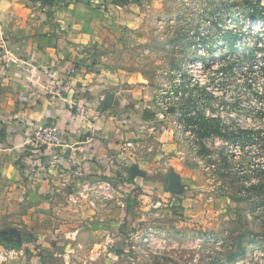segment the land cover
<instances>
[{
  "label": "rangeland",
  "instance_id": "374dc122",
  "mask_svg": "<svg viewBox=\"0 0 264 264\" xmlns=\"http://www.w3.org/2000/svg\"><path fill=\"white\" fill-rule=\"evenodd\" d=\"M134 2L132 23L110 28L94 52L102 54L97 73L124 88L144 87L137 110L153 113L154 131L173 137L187 187L167 191L168 180L161 186L152 180L159 172L141 177L136 166L116 170L124 182H80L76 204L88 205L92 218L98 208L117 207L121 224L109 229L107 259L86 264H264V21L248 16L245 0ZM202 118L221 134L206 136ZM135 121L137 131L143 122ZM238 128L256 139L236 143ZM136 187L138 196H128ZM56 251L71 254L67 264H85L89 256L76 243ZM48 259L43 264H66Z\"/></svg>",
  "mask_w": 264,
  "mask_h": 264
},
{
  "label": "crops",
  "instance_id": "0c3cea01",
  "mask_svg": "<svg viewBox=\"0 0 264 264\" xmlns=\"http://www.w3.org/2000/svg\"><path fill=\"white\" fill-rule=\"evenodd\" d=\"M113 1L0 0V249L8 252L1 264H43L47 258L67 264L71 254L56 251L64 242L88 249L85 264L107 259L105 242L109 229L121 225L119 209L98 208L92 218L88 205L76 204L82 181L136 166L141 177L159 172L162 177L152 180L160 186L173 169L187 187L173 137L154 131L153 118L137 110L136 101L147 96L144 87L124 88L97 73L102 54L94 52L105 46L104 36L131 24L129 13L138 14L134 0ZM72 64L75 71L66 74ZM53 86H61L59 95L51 93ZM81 103L88 106L85 116L74 110ZM136 116L143 122L137 131ZM51 123L59 125L64 144L45 149L33 133ZM140 136L146 141L137 149ZM10 228L20 239L3 233Z\"/></svg>",
  "mask_w": 264,
  "mask_h": 264
},
{
  "label": "trees",
  "instance_id": "16d2710c",
  "mask_svg": "<svg viewBox=\"0 0 264 264\" xmlns=\"http://www.w3.org/2000/svg\"><path fill=\"white\" fill-rule=\"evenodd\" d=\"M126 2V0H115L113 2ZM246 1V8L249 11V15L251 19H255V20H261L264 21V0H245ZM249 1H251L252 4H247ZM258 49V47H254V50ZM255 52L253 51V55ZM252 54V52H250V55ZM240 58V57H238ZM264 61V58H263ZM170 111H173V108L169 109ZM142 117H144V119H151L154 118V114L153 113H146L145 115H141ZM191 118V117H190ZM203 120V124H206L207 126L203 129V133L207 136V135H213V134H221L219 131V127L215 126V128L211 129V127H209V122L212 120L210 118H202ZM190 120V119H189ZM192 125V124H191ZM200 126H202V124H200ZM196 128V127H195ZM199 131V133L202 131L200 130V127L197 128ZM202 129V128H201ZM233 136V141H235L236 143H240L241 146H243L244 144H247L248 142L255 140L256 137H253V135L251 134V130L248 129H237L236 133L232 134ZM124 169H128L127 167H124ZM123 169V170H124ZM107 179V178H106ZM108 179H113V180H120L121 179V174L120 172H116L113 175H110V177H108ZM130 178H127V180H129ZM123 180V182L125 181V179H121V181ZM124 190H126L124 188ZM142 189L136 187L133 189H127L126 191H129L127 193V195L129 196L130 194H133V197H137L138 194L141 192ZM125 191V192H126ZM132 212V211H131ZM132 214H134V212H132ZM3 238H8L6 236H3ZM8 240V239H7ZM19 244L15 243V247H18Z\"/></svg>",
  "mask_w": 264,
  "mask_h": 264
},
{
  "label": "built area",
  "instance_id": "2783aa9c",
  "mask_svg": "<svg viewBox=\"0 0 264 264\" xmlns=\"http://www.w3.org/2000/svg\"><path fill=\"white\" fill-rule=\"evenodd\" d=\"M6 66H8L7 61L5 62ZM51 66L55 65V61H51ZM75 71V65H71L67 70L66 74L72 73ZM62 91L61 86H53L51 93L54 95H59ZM74 110L82 116L87 114L88 106L86 104H76L74 106ZM33 139L38 143L39 146L45 149H53L56 147H60L64 144L63 134L60 130V127L56 123H51L45 125L44 127L40 128L39 130L33 133ZM126 146L133 147L134 143L127 142ZM108 184V183H107ZM156 205H160V201H156ZM7 250L0 249V264L3 258L7 256Z\"/></svg>",
  "mask_w": 264,
  "mask_h": 264
},
{
  "label": "water",
  "instance_id": "95a60500",
  "mask_svg": "<svg viewBox=\"0 0 264 264\" xmlns=\"http://www.w3.org/2000/svg\"><path fill=\"white\" fill-rule=\"evenodd\" d=\"M182 185L180 184L178 175L174 172L173 169H170L169 175H168V185L167 190L170 192H175L180 189ZM4 234H8L10 238L16 237V239H20V234L16 229L10 228L7 231L3 232Z\"/></svg>",
  "mask_w": 264,
  "mask_h": 264
}]
</instances>
